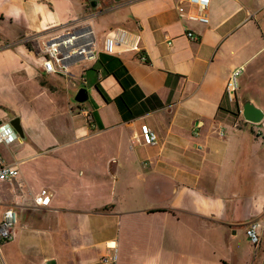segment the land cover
<instances>
[{
	"label": "crops",
	"instance_id": "crops-1",
	"mask_svg": "<svg viewBox=\"0 0 264 264\" xmlns=\"http://www.w3.org/2000/svg\"><path fill=\"white\" fill-rule=\"evenodd\" d=\"M178 5L193 9L182 0H0V122L19 117L26 136L11 154L0 151L19 170L0 181V217L16 215L0 264H110L103 260L114 255V264H179L184 254L165 244L163 229L139 241L155 216L220 226L222 264H235L236 253L263 263L264 229L257 246L245 229L264 215V138L240 110L250 101L264 114V0H210L204 25L180 20ZM99 16L134 34L146 61L106 55L102 40L96 60L72 64L64 85L45 74L44 38L89 25L96 41ZM74 85L86 89L85 104L71 103ZM142 124L154 144L141 141ZM42 188L46 207L33 201ZM239 231L247 243L229 247Z\"/></svg>",
	"mask_w": 264,
	"mask_h": 264
},
{
	"label": "built area",
	"instance_id": "built-area-1",
	"mask_svg": "<svg viewBox=\"0 0 264 264\" xmlns=\"http://www.w3.org/2000/svg\"><path fill=\"white\" fill-rule=\"evenodd\" d=\"M192 6V11H187L183 6L178 5L177 15L182 21H194L201 25L207 23L205 10L210 0H182ZM189 40H196L197 35L191 31L185 33ZM37 36L24 38L20 42L29 43ZM102 51L109 56H118L124 52L133 51L138 53L139 59L146 61L144 55L140 54L137 38L123 29L115 28L109 30L103 39ZM40 66L45 74L60 75L68 77L69 67L75 62H93L96 60V41L92 28L89 25L75 27L68 32L55 33L44 38L41 42ZM237 71L233 72L225 83V95L229 101H233L237 90ZM84 84V82L82 81ZM258 134L264 138V118L258 124ZM140 139L146 145L154 144L155 134L146 124L140 126ZM20 141L17 132L9 122H0V147L14 145ZM19 175L15 164H8L0 154V181L12 180ZM51 193L47 189H40L33 197L34 204L40 207L49 205ZM16 223V215L12 208L5 210L0 217V243L10 241L13 236V228ZM264 229V215L260 220L251 221L245 229V236L252 246L260 243L261 231ZM104 263L114 264L116 255L105 258Z\"/></svg>",
	"mask_w": 264,
	"mask_h": 264
},
{
	"label": "rangeland",
	"instance_id": "rangeland-1",
	"mask_svg": "<svg viewBox=\"0 0 264 264\" xmlns=\"http://www.w3.org/2000/svg\"><path fill=\"white\" fill-rule=\"evenodd\" d=\"M111 4L112 3H109V5ZM95 23L98 25V29H99V32H97V36H96L97 37L96 42L97 44L100 45V43L104 38L105 33L109 29L115 28L116 26H114V24H110L107 17L105 16L97 17ZM74 71H76V68H74ZM55 78L58 79V81H60L62 85H64L65 77L56 76ZM79 88L80 87L78 85L77 86L74 85L71 88L72 104H75V102H73V98ZM2 93L3 92H0V95H2ZM55 109L58 110L61 109V107H55ZM58 117L61 118L60 116ZM8 119H11L10 115H7V117L3 118V121H9ZM15 149L16 146L14 144L7 147L3 146L0 149V151L1 153L3 152L4 154L9 155L13 151H15ZM154 218L157 219V216H155ZM156 219L153 220L149 218L147 220H143L142 227H139L140 228L139 233L141 238L139 239V241L146 242L148 240L153 242V239H155L156 237L154 235L155 231H158L159 229H163L167 237V239H165V244H172V246H176L179 253L184 254L183 258L180 259L179 264H222L221 259L227 256V249L225 247V245H227L226 244L227 241L225 240L226 232L220 226L214 227V223L209 224L207 221L197 218H195L194 224L191 227L190 225L188 226L183 223H180L178 225H173L169 223L161 224L158 223ZM187 229H193V232ZM209 230L211 231L209 232ZM143 231L146 232L148 238L146 239L143 238V233H144ZM246 243L247 241H245V238L242 235V231H239V235L235 239L234 243L233 244L229 243L228 245L229 247H231V245H235L236 249H240V248L243 249V246H245ZM236 255L238 256L237 253ZM237 256H235L236 257L235 264H243V259ZM241 256H242V252H241ZM228 259H230V256H228Z\"/></svg>",
	"mask_w": 264,
	"mask_h": 264
},
{
	"label": "water",
	"instance_id": "water-1",
	"mask_svg": "<svg viewBox=\"0 0 264 264\" xmlns=\"http://www.w3.org/2000/svg\"><path fill=\"white\" fill-rule=\"evenodd\" d=\"M113 2H118L121 0H112ZM93 9L96 10L101 6V3L92 4ZM88 99V94L85 88H79L74 96V101L78 104L85 103ZM240 114L243 120L252 125H258L264 118L262 111L255 107L250 101L245 102L242 105ZM10 125L15 129L20 141L26 142L25 132L22 129L20 118L15 117L9 121ZM46 264H55L54 261H48ZM264 264V261L263 263Z\"/></svg>",
	"mask_w": 264,
	"mask_h": 264
}]
</instances>
